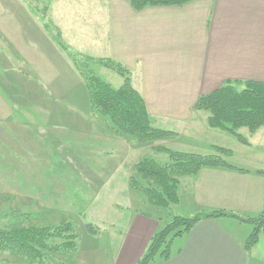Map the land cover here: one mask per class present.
Instances as JSON below:
<instances>
[{"label": "crops", "instance_id": "crops-1", "mask_svg": "<svg viewBox=\"0 0 264 264\" xmlns=\"http://www.w3.org/2000/svg\"><path fill=\"white\" fill-rule=\"evenodd\" d=\"M104 2L106 10L97 16L98 31L93 29L95 33L85 42L87 54L112 58L131 71L155 125L179 132L180 136L163 141V145L199 154L214 153L215 146L225 147L231 150L225 159L246 170L207 167L197 175L182 177L180 200L175 206H181L184 196L187 200L192 197L194 203L188 212L175 215L191 217L213 210L259 215L264 210V173L258 172L264 170V126L254 132L248 129L246 144L225 132L204 127L208 113L194 106L199 96L228 81L264 82V0H192L179 6H148L141 10L134 9L127 0H102L103 7ZM71 11L64 14L69 13L66 20L74 23L73 30L77 31V17ZM42 22L43 29L48 30ZM49 35L56 42L53 33ZM70 61L73 74L78 76L74 59ZM119 76L115 79L117 88L123 84ZM77 81V90L83 93L81 100L77 99V117L83 120L82 125L91 108L84 78L78 77ZM71 105L68 108L76 106L74 102ZM89 133L97 134L94 130ZM103 133L100 131V136ZM121 139L114 141L121 143ZM98 152H94L97 158L119 157L116 150L107 147ZM127 218L117 233H110L112 239L122 242L115 264H137L152 236L162 227L160 219L138 210ZM245 224L229 216L201 219L177 237L176 247L175 238L168 260L150 264H252V247L260 243L264 231L247 249L250 235L243 234ZM100 233L102 230L92 235ZM97 246L96 241L78 246L77 264H111Z\"/></svg>", "mask_w": 264, "mask_h": 264}, {"label": "rangeland", "instance_id": "rangeland-1", "mask_svg": "<svg viewBox=\"0 0 264 264\" xmlns=\"http://www.w3.org/2000/svg\"><path fill=\"white\" fill-rule=\"evenodd\" d=\"M101 2L0 0V228L12 230L31 224L59 227L69 223L78 235L79 247L96 241L104 258L115 264L122 242L112 239L110 233L123 227L132 211L151 214L163 226L177 212H188L194 201L184 196L181 206L158 208L129 186L134 165L144 156L161 163L169 161L168 154L155 149L169 139L140 146L127 136L118 135L109 119L94 115L92 109L86 123L81 125L83 120L77 117V99L83 95L77 90V78L84 77L81 72L78 76L73 74L70 60L76 58L83 70H91L115 88V79L120 77L95 61L106 57L89 55L85 47L98 26V14L106 10L105 2V9ZM66 10L77 17V31L73 30L74 23L67 22L70 12L65 15ZM42 21L49 31L43 29ZM130 76L136 88L132 73ZM72 102L76 106L68 108ZM208 117L209 113L204 127L219 130L209 126ZM241 129L239 132L248 137V128ZM92 130L97 134H90ZM120 137L122 144L114 141ZM105 147L116 150L119 157L97 158L94 152ZM88 223L102 233L92 235ZM253 230L254 225L247 223L243 234L251 235ZM252 255V264H264L263 235L260 243L252 247ZM0 264L31 263L19 254L0 250ZM32 264H77V250L53 254Z\"/></svg>", "mask_w": 264, "mask_h": 264}, {"label": "trees", "instance_id": "trees-1", "mask_svg": "<svg viewBox=\"0 0 264 264\" xmlns=\"http://www.w3.org/2000/svg\"><path fill=\"white\" fill-rule=\"evenodd\" d=\"M127 1L134 9L141 10L148 6H179L192 0ZM57 39H60L59 35ZM74 60L86 82L92 113L107 117L118 135L127 136V139L140 146L178 136L175 131L155 125V119L149 113L143 96L133 86L130 70L126 66L112 58L95 60L124 77L123 85L115 88L91 70H83L77 64V59ZM194 108L209 113V126L226 131L248 144V138L239 130L246 127L254 132L264 126V82L228 81L218 89L199 96ZM155 149L168 154L169 161L161 163L155 158L144 156L134 165L135 172L130 176L129 186L132 190L142 192L158 208L176 205L180 200V179L197 175L203 168L227 167L246 172L225 159V156L231 154V150L225 147L215 146L214 153L210 154L173 150L163 145H158ZM258 172L264 173V170ZM220 216L237 218L254 225L246 243L247 249L258 242L259 234L264 231V210L256 216H240L223 210H213L191 217L174 215L152 236L137 264L168 260L172 255L175 238L189 232L201 219ZM94 227L92 223L87 224V229L92 233L96 232ZM74 231L69 223L59 227L31 224L12 230L0 228V250L19 254L31 264L42 262L53 254L75 252L78 248V235Z\"/></svg>", "mask_w": 264, "mask_h": 264}]
</instances>
